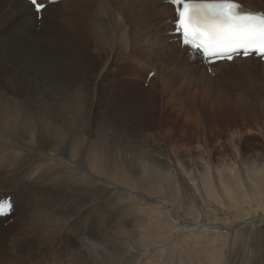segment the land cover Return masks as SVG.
Instances as JSON below:
<instances>
[{"label":"bare ground","instance_id":"obj_1","mask_svg":"<svg viewBox=\"0 0 264 264\" xmlns=\"http://www.w3.org/2000/svg\"><path fill=\"white\" fill-rule=\"evenodd\" d=\"M164 1L118 2L124 18L129 17L152 31L150 48L142 52L144 45L139 44L143 48L141 56L144 55L150 66L146 75L152 71L154 76L158 70L162 75L173 68V76L176 72L186 75L188 86L190 82H198L197 76L210 83L212 79L206 68L201 66L196 72L191 63L188 64L190 57L183 55L186 49L179 45L178 39V45L173 42L174 34H168L172 30L168 20H174V11ZM128 2L137 7L132 4V11ZM235 2L264 13V1ZM108 8L111 4L107 0L48 3L38 27L36 14L27 0H0V71L9 76L5 81L12 89L7 93L6 86L0 85V186H4L0 190L8 192L14 203L10 217L16 211L24 214L22 218L44 229L39 236L37 231H32L41 244L53 242L66 224L65 221L61 224L64 218L57 211L61 193L55 184L60 185V176L67 184L68 181L78 184L84 179L79 182L81 186L85 183L84 193H107L104 197L109 195L105 200L111 203V208L120 212V203L126 201L124 208L133 212L128 223L120 222V213L113 211L101 215L98 225L65 227L64 239L73 235L83 243L76 242L79 245L68 253V264H102V256L93 248L98 244L102 247L103 242L125 248L118 264H264V127L260 130L263 141L259 146L254 148L252 144L244 149V140H233V159H227L224 146L219 153L221 162L213 163L209 159L210 164L206 161L199 165L203 170L194 177L191 175L194 171L188 166L191 160L184 161L182 149H176L173 154L165 151L160 156L154 154L155 149L150 146L149 154H131L133 160L136 155L139 159L127 167L124 161L129 156L126 157L125 151L108 144V139L116 138L104 134L107 139H102L93 133L92 126L96 122H102L100 126L103 127L106 120L112 121L107 113L105 115L109 97L105 84L110 73L111 34L117 32L113 29L111 32L101 18ZM115 25L120 26L122 32L121 26L125 24ZM87 55V66L80 77L73 80V76L72 79L69 74L67 76L64 68L70 62L71 66L72 63L84 64L79 57ZM182 60L184 64H180ZM158 61L172 62L174 67L162 71V63ZM234 64L245 66L249 71L262 70L264 63L253 56L237 57L233 62H218L210 68L212 72L229 77ZM242 100L236 98L231 105L239 106ZM257 106L242 104L252 115L264 120V101ZM114 128L109 131L118 136L119 130ZM24 164H29L25 170L28 176L38 172L36 177L44 180L40 196L29 186V179L22 180ZM78 172L82 177L73 176ZM187 189L192 190L188 192ZM191 191L198 199L196 205H193ZM134 193L136 198L130 196ZM42 198L49 201L44 208L39 203ZM18 206L24 212L18 210ZM105 217L113 226L106 232L102 229ZM2 219L8 217H0ZM13 230L16 245L24 246L28 228L20 224L13 226ZM96 230L105 235L94 234ZM75 257L79 263H74Z\"/></svg>","mask_w":264,"mask_h":264},{"label":"rangeland","instance_id":"obj_2","mask_svg":"<svg viewBox=\"0 0 264 264\" xmlns=\"http://www.w3.org/2000/svg\"><path fill=\"white\" fill-rule=\"evenodd\" d=\"M107 1L111 4V8H108L106 13L102 14L101 18L106 22V26L110 31L113 29L114 32H117L114 34L111 31L113 34V36L111 34L113 41L110 48L111 51H109V54L111 53V55L106 52L109 56L110 73L105 84L108 93L107 95L109 96V99L107 98L106 100L108 106L106 105L107 109L105 115L107 113L108 115L106 116L112 121L108 122V120H106L103 127L100 126L102 122H96L92 127L96 130L93 131V133H96L95 136L97 135L102 139H107L104 134H111L116 138V140L108 139V144L110 146L112 145V147H118V149L122 148L123 151H125L126 157L129 156V160L128 158H125L124 161L127 167L134 162H137L139 159L138 155H136L134 161L131 158V154H149L150 146H153L155 149L154 154L160 156L165 151L173 154L178 149H182L185 153L184 161L191 160L188 166L190 167L189 169L194 171L192 172L191 170V175L194 177V175H199V172L203 170V167L200 168L199 165L202 166V163H205L206 161L210 164L209 159L212 160L213 163L221 162L222 157L219 156V153L224 146H226L225 155L227 159H233L235 152L233 146H231V141L233 140H244V149L248 148L247 145L252 146L253 144L252 147L255 146L254 148L259 146V142L263 141V135L260 130L264 127V120L252 115L245 107H242V104H255L256 107H258L257 105H259L261 101H264V62H262V70L252 69L249 71L244 69L245 66L239 67V65L234 64V68L230 74H228L229 77H224L225 75H221L217 72H211V74L207 73L212 79L210 83L209 81L204 80V78L202 79L201 76H197L195 79L198 82L192 83L189 81L190 83L188 86V79L187 77L186 79L184 77L186 75L181 72H176L177 74L175 73L173 76V72L171 71H174V69L168 68L174 67L171 65L172 62L170 61L171 63L167 62L166 64L165 62H162L164 61L162 60L158 61V63H162L160 64L161 67L163 66L162 71L166 68H168V71L166 70L167 72L164 71L162 72V75H160L161 73H159V70L157 69L158 71L156 74L158 76L155 74L154 76L151 75L148 77V74L146 75V73L150 66H148V63L144 60V55L141 56V54L150 48V44L153 40L151 34L152 31L147 27H144V25L142 26L141 23H136L133 20H130L129 17L124 18L125 13L122 11L119 12L121 10H119V0H113L114 2L112 0ZM128 3L130 9L133 11L134 3ZM130 4L133 5L131 6ZM115 23H117V25L125 24L121 26L122 32L120 26L117 27ZM168 25L171 27L169 20ZM38 27H40V19H38ZM161 34L164 33L161 32ZM138 40L139 42H137ZM54 43L56 44L55 41ZM139 44L144 45L142 46L144 49ZM142 49L143 51L140 52ZM88 57V55L87 57H79V61H82L84 64H81L80 62L77 65L72 63L71 66L70 62L65 67L66 69L64 68V70H66L65 73L67 72L66 75L68 76L69 74L71 79L73 76V80H76V77L79 78L84 71V68L87 66ZM183 60L180 64H184ZM168 64H170V66ZM188 64H190L193 69H196V72H199V69L202 66L199 58L191 59ZM72 67L74 71L73 69H69ZM2 73L3 72L0 71V85L4 84L7 93H9L12 89L7 85L8 81H5L9 80V76L5 73H3V75ZM167 73H169V75ZM178 73L184 75H178ZM176 75L180 78H176ZM184 79L185 82L183 81ZM247 96L249 98H247ZM236 98H242L243 100L239 101V106L235 107L231 104L236 102ZM108 110L109 112L111 111L110 114ZM114 127L120 131V134L118 131V136L109 131V129L114 131ZM137 130H139V133H136ZM190 163L192 167L190 166ZM24 165L25 166H22V172L26 177H22V180L29 179V186L33 187L34 190H37V193L40 196V193L43 190L41 184L44 183V180L41 181L39 177V179L36 177L39 176L38 172L32 176H28L25 170L29 167V164ZM73 176L80 177L81 175L78 172L77 175ZM60 178V185L58 184L57 186L55 184L57 191L61 193L57 200L60 204L57 211L64 219H67L61 221V224L66 223L67 225L65 224L62 231H58L60 236H57L56 239L53 238V242L51 243L46 245L41 244L32 231H37L39 236V233L43 232L44 229L38 224H33L30 220H25L21 217L22 215H25L16 211L15 215H12L11 217L9 216L8 219L0 220V264H68V253L71 252L75 246H78L79 243H83H81L82 241L79 242L78 240H75L73 235H68L69 237L67 240L64 239L66 230L74 224L77 226L82 224L98 225L99 219L102 217L101 215H108L113 211L119 212L117 209L111 208V203H108L105 200L109 197V195L104 197L107 193H104L103 195H94L89 192L84 193L85 190H83L82 187L85 183H82L83 186L79 184V182H84V179L83 181H79L78 184H76L77 181H68L73 184H67L64 177L60 176ZM62 180L63 182L61 183ZM64 188L72 190H65ZM79 190L81 192H76ZM190 190L192 189H187L188 192ZM74 193L75 195H73ZM69 195L70 199L68 198ZM89 196H91V199ZM130 196L136 198L135 196L137 195L134 193ZM190 196H192L193 205H196L198 199L195 197L193 191H191ZM113 198L117 199V196L113 194ZM39 203L41 208L49 205V201H46L45 198H42ZM125 204L126 201H123L119 206V221L122 223L130 222V215H132L133 212L132 209L127 210L124 208ZM65 205H69V207L66 209ZM17 209L24 212L21 206H18ZM123 209H125V211ZM70 218L72 220H70ZM103 221L106 222L102 225L104 232L113 227L107 221L106 217ZM20 224L26 226L29 230L26 235L24 246L16 245L17 237L13 230V226L15 227ZM88 227L90 229V226ZM94 234L105 235V233L98 230H96ZM70 238L74 240V244L70 243L72 241L69 240ZM93 249L99 251V255L102 256V264H118L120 262L117 260L125 248H121L114 243L103 242L102 247L98 244ZM73 261L74 263H79V260L76 257Z\"/></svg>","mask_w":264,"mask_h":264},{"label":"snow or ice","instance_id":"obj_3","mask_svg":"<svg viewBox=\"0 0 264 264\" xmlns=\"http://www.w3.org/2000/svg\"><path fill=\"white\" fill-rule=\"evenodd\" d=\"M53 0H48L52 3ZM174 7L179 43L209 64L233 62L238 56L264 58V14L245 11L235 0H168ZM28 0L38 19L48 6ZM10 194L0 190V217L14 209Z\"/></svg>","mask_w":264,"mask_h":264}]
</instances>
